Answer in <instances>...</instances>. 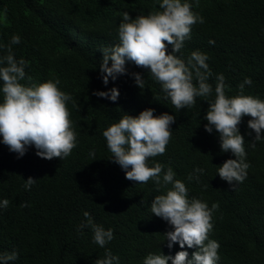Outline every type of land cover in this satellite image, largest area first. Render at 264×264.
<instances>
[{
  "label": "trees",
  "instance_id": "16d2710c",
  "mask_svg": "<svg viewBox=\"0 0 264 264\" xmlns=\"http://www.w3.org/2000/svg\"><path fill=\"white\" fill-rule=\"evenodd\" d=\"M186 2L204 22L192 26L190 38L175 55L187 63L194 51L206 54L213 91L197 97L193 107L177 110L148 69L127 62L128 74L109 78L107 85L99 70L102 50L119 43L123 13L134 19L160 11L158 0H0V57L10 46L17 61H26V76L20 81L26 86L59 80L58 88L72 97L66 106L77 134L76 147L63 160L42 159L34 146L18 158L0 137V202L9 201L0 207V255L16 252L18 257L9 264H94L106 252L118 256V264H143L150 253L174 256L182 250L191 258L196 249H181L178 243L168 247L164 233L172 229L151 213L154 197L172 185L126 179L110 159L103 137L125 114L138 116L149 108L156 116L168 113L176 119L165 153L150 158L148 166L160 164L165 172L171 167L174 179L185 183L189 199L209 208L218 204L209 235L220 245L216 264H264V139L252 147L255 132L248 128L250 117H243L238 127L250 167L246 179L232 186L217 172L235 157L221 150L215 129L205 131L204 119L221 74L227 96L264 100V0ZM14 35L20 37L19 44H11ZM131 73L145 79L143 90ZM246 78L252 83L241 92ZM113 87L120 93L116 102L93 95ZM28 177L36 179L30 189L25 188ZM85 212L94 224L113 230L114 238L103 248L94 242L90 226L81 229L88 220Z\"/></svg>",
  "mask_w": 264,
  "mask_h": 264
},
{
  "label": "clouds",
  "instance_id": "9594fccd",
  "mask_svg": "<svg viewBox=\"0 0 264 264\" xmlns=\"http://www.w3.org/2000/svg\"><path fill=\"white\" fill-rule=\"evenodd\" d=\"M160 11L148 15H137L134 19L127 11L123 13L118 27L119 43L102 50V62L99 70L105 85L109 78L115 81L118 76L127 73L126 63L132 62L137 67L149 70L151 76L161 85L177 110L193 107L197 97H208L213 89L207 81L211 76L206 61L208 57L199 51L189 56L187 63L175 53H180L184 42L190 38L192 26L203 23V17L194 13L191 4L182 0H158ZM20 37L14 35L11 44H19ZM211 43V42H210ZM171 53H168V46ZM8 54L0 57V81H2L3 102L0 103V137L10 152L18 158L25 155L29 147L34 146L36 155L42 159L52 160L67 158L77 145V134L73 130L70 112L66 102L72 97L58 88L59 80L30 86L21 84L25 79L26 61H17L8 47ZM109 62L111 65L109 66ZM203 69V71H202ZM136 86L145 88V79L140 73H131ZM195 78V83H194ZM31 81V77H28ZM224 76L217 77L215 100L209 104L204 119L207 120L205 131L219 134L220 148L230 152L235 158L227 159L218 167L217 174L221 180L230 185L242 183L247 177L245 138L240 134L238 125L245 116L250 117L248 128L255 132V142L264 139V100L246 95L229 97L226 95ZM246 78L239 85L243 92L245 85H251ZM93 95L116 102L120 95L115 87L109 91H95ZM73 107L76 104L73 103ZM154 109H146L138 116L125 114L103 131L111 160L124 171L125 178L137 184H146L150 180L159 186L171 184L166 194L157 195L152 200L151 213L166 221L172 230L164 233L168 247L179 244L181 249H196L191 258L187 251H178L174 256L148 254L143 264H216L219 260V243L209 239L213 229L212 216L218 208L213 204L209 208L206 202L188 198V189L180 180L174 179L171 167L165 172L163 166H148V160L163 155L172 135L171 125L175 116L168 113L154 115ZM89 155L95 159V152ZM203 172V169H196ZM193 179L192 174L188 177ZM198 179V177H197ZM36 179L28 177L25 188L30 189ZM9 205L7 199L0 202V207ZM26 207L27 205H22ZM87 224L94 235V242L103 248L113 238V230H105L92 222L89 214ZM17 253L0 255V264H9L17 259ZM119 257L106 252L103 259L94 264H118Z\"/></svg>",
  "mask_w": 264,
  "mask_h": 264
}]
</instances>
